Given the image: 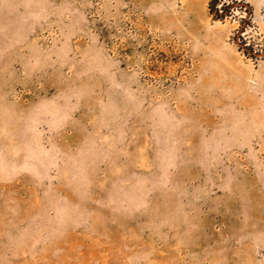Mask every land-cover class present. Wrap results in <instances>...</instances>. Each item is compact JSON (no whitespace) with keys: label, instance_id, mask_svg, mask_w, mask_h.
I'll list each match as a JSON object with an SVG mask.
<instances>
[{"label":"rangeland","instance_id":"374dc122","mask_svg":"<svg viewBox=\"0 0 264 264\" xmlns=\"http://www.w3.org/2000/svg\"><path fill=\"white\" fill-rule=\"evenodd\" d=\"M211 1L0 0V264H264V0Z\"/></svg>","mask_w":264,"mask_h":264},{"label":"trees","instance_id":"16d2710c","mask_svg":"<svg viewBox=\"0 0 264 264\" xmlns=\"http://www.w3.org/2000/svg\"><path fill=\"white\" fill-rule=\"evenodd\" d=\"M216 1H217V0H212V1H211L213 7H214V5L216 4ZM216 15H218L217 12H216Z\"/></svg>","mask_w":264,"mask_h":264}]
</instances>
